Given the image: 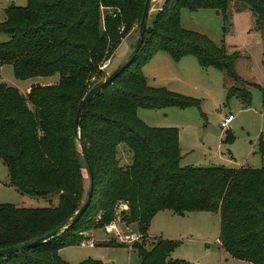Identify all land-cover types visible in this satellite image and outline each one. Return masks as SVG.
I'll return each mask as SVG.
<instances>
[{
	"label": "trees",
	"instance_id": "trees-1",
	"mask_svg": "<svg viewBox=\"0 0 264 264\" xmlns=\"http://www.w3.org/2000/svg\"><path fill=\"white\" fill-rule=\"evenodd\" d=\"M232 1L245 4L256 17V26L264 27V0H164L147 24L134 61L89 101L81 116V138L93 172L88 209L53 238L2 256L0 264H67L59 251L80 245L85 231L104 228L116 212L121 223L136 224L137 234L146 238L151 219L164 210L179 216L217 214L218 242L228 256L264 264V165L181 167L178 129L149 127L137 117L138 109L199 107L196 99L148 86L142 68L159 52L175 62L193 56L202 68L260 88L237 75L239 54H227L206 36L180 26L182 9H210L227 20ZM145 2L27 0L25 7L5 9L0 33L9 38L0 43V68L11 65L21 81L54 75L59 80L55 85H32L26 95L0 81V159L10 186L30 197H57V204L45 208L0 204V249L47 234L83 203L87 175L73 135L74 117L89 90L100 83L94 84L102 79L101 67L135 27L139 30ZM227 97L250 104L246 88L231 87ZM235 139L227 130L221 144L231 145ZM120 148L131 155L125 165L118 160ZM257 148L264 161V132ZM106 245L119 246L112 241ZM178 245L159 237L148 249L137 242L131 247L138 264H189L170 258Z\"/></svg>",
	"mask_w": 264,
	"mask_h": 264
},
{
	"label": "rangeland",
	"instance_id": "rangeland-1",
	"mask_svg": "<svg viewBox=\"0 0 264 264\" xmlns=\"http://www.w3.org/2000/svg\"><path fill=\"white\" fill-rule=\"evenodd\" d=\"M163 2L164 0L152 1L149 23ZM26 4L27 0H0V22L5 20V9L8 6L25 7ZM180 26L186 31L206 36L227 54H239L240 58L235 63L237 75L243 82L260 88L237 84L222 71L202 68L193 56H186L175 62L164 54L172 68L157 69L154 65L150 69H157L159 82L165 81L172 89L184 84V96L198 100L199 107L183 110L138 109L137 117L148 123L149 127H156L153 124L181 126V167L261 168L264 161L258 153L257 143L260 134L264 132V27L256 26L255 15L245 4L236 1L230 2L228 6L227 20H224L222 14L210 9L195 12L182 9ZM137 37L138 28L135 27L122 40L110 60L101 67L102 79H97L94 84L109 76L129 57ZM8 38L0 33V43L6 42ZM58 80V75H54L35 76L21 81L14 77L11 65L0 68V81L16 88L23 95L27 94L32 85H55ZM167 85L165 87L168 89ZM231 87L246 88L250 93V104L245 105L239 97L228 98L227 92ZM228 115L234 116L228 130L236 139L233 144L224 145L221 144V139L227 130L221 129L220 123ZM229 153L234 159L228 158ZM130 158V153L120 148V164L129 163ZM86 187L85 177V190ZM0 204L20 208H45L56 205L57 197L35 198L18 192L9 185L7 167L0 159ZM117 218L116 212L114 220L109 224L118 222ZM117 230L120 234L115 238L114 234H107L103 228L91 227L83 233L84 240L80 245L65 247L58 254L67 264H82L87 261L97 264H138L137 252L131 245L137 242L148 249L156 238L161 237L179 243L170 254L172 260L189 264H247L230 258L221 248L218 242L219 218L211 212H191L179 216L168 210L160 211L151 219L146 238L137 234L136 224L119 223ZM131 235H138V240L131 241ZM109 241L119 246L106 245Z\"/></svg>",
	"mask_w": 264,
	"mask_h": 264
},
{
	"label": "water",
	"instance_id": "water-1",
	"mask_svg": "<svg viewBox=\"0 0 264 264\" xmlns=\"http://www.w3.org/2000/svg\"><path fill=\"white\" fill-rule=\"evenodd\" d=\"M152 1L153 0H146V2H145L143 14H142V19L140 21V26H139V30H138V37L136 39V42L134 44V47H133L132 52L130 53L129 57L114 72H112L103 81H101L97 85L93 86L89 90V92L87 93V95L83 99L81 105L79 106V108L75 114L74 122H73V135H74L75 140L78 143L79 151H80L82 161H83V165L85 168V172L87 175V190H86V195H85L83 203L81 204V206L78 208V210L73 214V216L71 218L65 220L58 227H56L52 231L48 232L47 234H45L41 237H38L36 239H33L30 241L12 246V247L0 249V257L12 255V254H15V253H18L21 251H25V250H28V249L34 247V246H37L38 244L46 242L47 240L56 236L66 226L73 225L74 223H76L81 218V216L86 212V210L88 209V207L91 203L92 194H93V172H92V168L90 166L88 157L86 155V152H85V149L83 146L82 138H81V129H80L81 116H82L86 106L88 105L89 101L98 92H100L103 88H105L106 86L111 84L115 80V78L119 74H121V72L124 69H126L136 58L137 53H138L140 46H141L143 39H144L145 31H146L147 24H148L149 14L151 12Z\"/></svg>",
	"mask_w": 264,
	"mask_h": 264
},
{
	"label": "crops",
	"instance_id": "crops-1",
	"mask_svg": "<svg viewBox=\"0 0 264 264\" xmlns=\"http://www.w3.org/2000/svg\"><path fill=\"white\" fill-rule=\"evenodd\" d=\"M166 54L169 58L170 56L167 54V53H164V52H159L157 53L143 68H142V73L146 79V82L148 84V86L150 87H155V88H160V87H163V88H166L165 85H167V83L164 81V82H159V78L156 74V70L159 69V67H165V69H171L172 68V64L170 63L169 59H167ZM170 60H172L170 58ZM173 61V60H172ZM124 62V61H123ZM122 62V63H123ZM121 63V64H122ZM120 64V65H121ZM156 65L157 66V69L155 70L154 68L153 69H150L151 67L150 66H154ZM149 70V71H148ZM151 72V73H150ZM179 81V79H178ZM168 86V85H167ZM177 89H172L171 87L168 86V89L169 91L171 92H174V93H178V94H181V95H184L186 94L184 91H186L185 89H182L184 88V84L183 85H177ZM170 88V89H169ZM138 111V110H137ZM146 116V115H145ZM142 121V120H141ZM143 122V121H142ZM145 123V122H144ZM147 126L149 125L148 123H145ZM155 125L156 127H159V128H168V127H172L171 124H153ZM150 127H153V126H150ZM173 128H177L178 129V137H179V149H181V126H176V127H173ZM229 159H234L233 158V155L230 154L228 155ZM241 168V167H240ZM235 169V168H233ZM238 169V168H237Z\"/></svg>",
	"mask_w": 264,
	"mask_h": 264
},
{
	"label": "built area",
	"instance_id": "built-area-1",
	"mask_svg": "<svg viewBox=\"0 0 264 264\" xmlns=\"http://www.w3.org/2000/svg\"><path fill=\"white\" fill-rule=\"evenodd\" d=\"M234 120V116L233 115H228L226 118L223 119V121L220 123V127L221 129L223 130H228L229 129V125L230 123H232V121ZM121 209H125V206H121L120 207ZM99 219V216L97 217ZM118 222L116 223H112V224H108V225H105L103 230L107 233V234H114L115 238H118L119 237V231L117 230V226L119 225L120 222V219L117 218ZM131 241H135V240H138V235L136 236H133L131 235Z\"/></svg>",
	"mask_w": 264,
	"mask_h": 264
}]
</instances>
